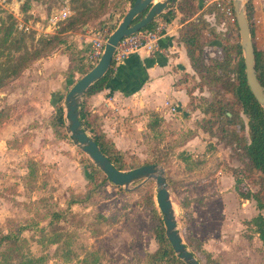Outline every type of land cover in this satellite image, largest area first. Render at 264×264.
I'll return each instance as SVG.
<instances>
[{
    "label": "rangeland",
    "instance_id": "1",
    "mask_svg": "<svg viewBox=\"0 0 264 264\" xmlns=\"http://www.w3.org/2000/svg\"><path fill=\"white\" fill-rule=\"evenodd\" d=\"M65 1L31 0L25 11L23 7L26 0H0V144H8L4 145L5 149H0V232L17 233L26 227L21 233L24 240L21 245L12 247L11 252L7 247L2 248L0 264H135L133 259L139 255L140 250L134 246V239L130 240V237L133 228L139 227L141 232H149L152 227L151 216L144 205L148 196H153L159 209L156 182L150 180L132 191L120 189L112 183L97 187L103 177H99L92 169L90 158L76 145L75 149H55L54 144L57 142L50 133L48 118L55 114L52 106L60 99L63 103L67 89L73 82H68L66 91H59L49 99L42 95V91L47 93L42 85L31 86V83L38 80L32 82L31 76L26 74L28 70L15 74L22 65L33 61L37 54L46 57L54 50H60L55 42L50 41L58 28L48 33L47 27L49 19L58 16ZM248 1L244 0V4ZM68 2L71 16L60 22L59 27L65 25L71 17L84 15L92 28L98 30L105 25L112 32L119 26L130 6V0ZM259 2L261 4L255 12L256 21V17L264 15V0ZM208 11L213 17L211 23L223 43L226 40L231 43L240 41L235 25L230 24L217 11L215 4ZM257 28L254 26L256 32L260 30ZM204 33L207 42L219 39L207 31ZM71 36L64 35L67 41L73 40ZM222 52L221 47L204 46L203 59L206 66L213 65V61ZM33 62L30 68L37 63ZM184 82L193 107L200 109L202 104L218 101L233 105L231 108L234 114H241L239 103L232 94L225 92L224 83H219L218 87L203 85L198 73L190 78L187 76ZM199 111L202 112L201 109ZM202 115L204 118H195L192 125L195 136L201 139H193L192 149H180L188 144L187 132L192 130L185 119L178 120L176 115L168 120L162 119L158 129L160 134L152 139L155 149H160L157 155L168 164L166 177L177 204L175 213L181 232L186 218L182 202L188 201L187 196L197 197L212 190L210 196L205 197L211 199L215 189L225 187L224 183L218 182L220 177L215 176L222 166L227 167V174H234V166L238 167V171L245 167V162L237 154V148L221 140L224 136L222 129L225 127L218 128L217 123L210 121L209 115ZM234 119L236 124L227 127L239 129L240 122L236 114ZM243 119L247 122L245 117ZM212 121H218V118L214 117ZM53 141L56 143L53 144ZM47 145L50 147L47 148ZM229 149H232L233 154L229 153ZM146 159L148 157L139 153L125 155L128 168L125 171L138 168L136 166ZM70 167L82 170V175L89 181L90 190L97 187L88 206L78 203L68 208V203L77 197L70 183L73 176L68 178L74 173L68 170ZM253 179H256L254 174L247 181V189L258 188L251 185L249 180ZM196 206L198 204L192 206L197 214L193 222L201 226L207 211ZM211 208L214 210L213 206ZM244 209L242 217L248 219L254 212L250 206ZM55 212L63 216L52 223ZM219 216L220 219L218 217L211 222L203 220L204 227L213 232L201 235L207 246L221 253L222 264H264V251L255 235L248 242L243 238V231H235L234 238L227 240L225 224L221 222H227L228 218L220 213ZM244 231L247 237L249 233H255L252 226Z\"/></svg>",
    "mask_w": 264,
    "mask_h": 264
},
{
    "label": "crops",
    "instance_id": "2",
    "mask_svg": "<svg viewBox=\"0 0 264 264\" xmlns=\"http://www.w3.org/2000/svg\"><path fill=\"white\" fill-rule=\"evenodd\" d=\"M155 1L164 2L166 0ZM177 1L172 8L176 11V16L173 21L168 23L167 33L161 41L164 52L162 54L151 55L145 51H141L131 55L124 64L115 67L112 80L103 91L88 97L85 96L83 99V104L85 103L92 114L98 117L100 128L107 139L125 155L139 153L146 158L150 149H155L154 145H152V139L159 136L160 131L158 129L161 126L162 119L168 120L172 115H176L178 120H186L189 128L192 130H188L187 132L188 139L186 143L188 144L180 149L183 151L192 149L193 139L197 138L196 140H201L200 136H195L192 125L195 118L201 120L204 117L199 108L193 107L186 85L182 82L184 77L187 78L189 76L190 78V76L196 74L183 37L186 31L191 29L192 24H197L202 22V20H206L214 28V24L211 23L213 22V17L210 11H208L212 6L214 7V4L209 0H199V11L192 17H186L183 13L176 10ZM252 1L254 6H256V10L261 3L259 0ZM256 18L261 21V24L257 25L259 27L257 29H260L258 32L254 30V43L264 51V15L261 14ZM155 20L156 22L165 21L160 16ZM94 31L96 29L92 28L91 25L84 26L78 32L71 31L66 35H73L71 36L73 40H69L67 43L70 46H75L85 55L89 50L90 42L94 39ZM204 34L202 35L204 36ZM66 49V47H61L60 50L53 51L48 56L41 58L26 72V74L31 76L30 80L32 82L38 80V82L31 83V86L42 85L47 91V93L42 91V95H46L49 99H52V95L59 91H66L65 88L69 85L68 82L70 80L67 79L65 73L70 69L71 61ZM80 78V75H76L73 84L67 90L69 91ZM167 102L178 106L179 112L177 114L170 113L166 107ZM61 105L65 110L64 101ZM55 107L56 105L52 106V111L54 112L56 111ZM155 121L159 122V126L152 128L150 124H153ZM50 133L53 136L52 138L57 142L53 141V144L56 143L54 144L55 149H75V144L71 139L58 140L51 126ZM4 145L0 144V149H5ZM48 147L50 146L47 145ZM229 153L233 154L232 149H229ZM233 169L237 170L238 167L234 166ZM62 170L60 169V171ZM68 170L74 172L68 177L71 178L73 176L70 181V183L72 182V191L77 196L84 194L89 181L84 177L85 175H82V170L79 167L76 169L70 167ZM65 172L67 171L65 170ZM215 176L220 177L218 182H222L225 184V187H229L226 189H224L225 187L219 190L215 189L211 199H206L205 197L210 196L209 192L212 190L197 197L186 195L188 200H190L189 210L191 212V219L188 225L192 236L202 243L203 248L222 260L223 256L221 253L216 248L207 246L206 240L201 235L206 232H213L211 231L212 229L209 231L207 227H204L203 220L204 222H211L218 217L220 219L219 213L224 214L228 220L227 222L222 221L221 224H225V238L227 240L234 238L235 231H243V238L246 241L251 242L254 239V235L255 239L260 241L257 233H249L250 235L247 237L246 231H244L248 228L247 224L259 214V211L253 200H245L240 197L236 189V177L232 172L227 174V167L225 165L220 168L218 175ZM197 204V208L200 206V209L203 208L204 211H207L206 217L201 221V226L193 222V217L197 216V214H195L192 206ZM211 205L214 207V210H211ZM246 206H250L254 213L248 219H243L242 215L245 212L244 207ZM214 213H218V215L216 216ZM234 222L236 223L235 225H233ZM226 223H229V225ZM130 232H132L131 229ZM133 239L135 243L133 245L140 251L144 250L148 253H154L158 249V243L152 234L151 228L149 232H141L139 227L133 228L130 240ZM260 243L263 249L262 242L260 241Z\"/></svg>",
    "mask_w": 264,
    "mask_h": 264
},
{
    "label": "trees",
    "instance_id": "3",
    "mask_svg": "<svg viewBox=\"0 0 264 264\" xmlns=\"http://www.w3.org/2000/svg\"><path fill=\"white\" fill-rule=\"evenodd\" d=\"M30 1L31 0H26V3L23 7L25 11L29 8ZM124 1L128 2L129 0ZM199 9V0L177 1L176 10L183 13L186 17H192L196 12L199 11ZM245 11L250 23L253 39V23L256 10L252 0H249L246 3ZM144 15L145 14L136 18L134 23H137ZM175 16L176 11L172 9L162 14L160 17H162L165 22L170 23L174 20ZM88 23L89 20L85 19L84 15H80V17H71L65 25L60 26L57 29L56 34L50 37V41L52 43L55 42L58 47L61 48L63 45H66V50L68 51L71 65L70 69L65 73V75L67 79L72 82L76 75H80V77H82L87 72L92 70L96 63L86 61L85 55H83V53L75 46H70L67 43L68 41L64 35L71 31H76L78 28H83L84 26L89 25ZM155 23L156 20H154L153 23L147 28L153 27ZM235 28L237 31H239L237 22L235 23ZM98 30L96 29V31ZM205 31L209 32L213 37H217L219 39H215L211 42L205 41V37L202 35ZM183 39L186 43L192 66L195 72L201 76L203 85L208 84L210 86L218 87L219 83H224L225 92L232 94L235 101L239 103V112H241V114H237V112L235 113L236 118L240 122L238 123L239 129L227 127H233L236 124L234 119L235 114L231 108L233 105L223 104L216 101L213 103L202 104L200 109L202 110V113L205 114V116H210L209 118L211 122L217 123L218 128H222L223 126L226 128L222 129L224 136L221 137V140L226 142L228 145H234L237 148L236 150L238 156L245 162L244 168L240 169L239 171H234V174L237 173L235 175L236 189L241 198L245 200H253L256 203V208L259 211V214L254 217L247 225L255 228V233L259 235V239L262 242L264 251V107L258 103L248 86L245 72L244 55L240 41L237 43H231L229 40H226L223 43V39L220 38V36L218 37L216 29L212 28L206 22V20H202V22L197 24H192L191 29L186 31ZM209 44L221 47V49H223L221 56L215 59L213 61L214 64L210 67L206 66L203 59L204 46ZM254 49L257 77L261 85L264 86V51L258 48L255 43ZM41 57V54H37L34 58L35 61H33L37 62ZM42 58H44V56ZM33 61H28L22 65L19 69H17L15 74L18 75L24 70L30 69V65ZM115 67L116 66L113 63L106 76L91 86L85 96L88 97L103 91L107 84H109L112 80ZM61 103L62 99H60V101L56 104L55 114L49 119V123L58 140L71 139L66 132L65 113ZM214 117L218 118V121H212ZM243 117L247 119V122L244 121ZM81 121L83 122L84 126L93 134L94 140L100 147L101 151L112 161L114 166L122 171L127 170L128 168L125 161V154L118 150L115 145L109 139H107L103 130L100 128L98 117L92 114L85 103L82 104ZM150 126L152 128L158 127L159 122L155 121L153 124H150ZM158 150L160 149H150L149 153L147 154L148 159L142 163H139L136 167L158 164L165 167L167 174V161L163 157H159V155H157L159 153ZM89 162L91 163V161ZM92 169L99 175V177H103L102 181H100L97 187H102L103 185L110 183L107 177L93 164ZM253 174L256 176V179L249 181L251 185L258 187L256 190L247 189L246 187V185H248V179H250ZM90 178L92 180L93 176ZM97 187H92L90 190L91 187L88 185L85 193L82 194L83 196L81 198H77L80 197L79 195L75 197V199H72V201L68 203V208L78 203H81L83 206H88L91 204L90 202L93 192ZM118 188L122 189L121 187ZM144 207L151 216V230L158 243V249L154 253H148L144 250L140 251L139 255L133 259L135 260V264H186L175 254L171 243L166 237V227L163 221V215L156 206L153 196H148ZM182 207L186 214L182 233L188 248L202 264H221L222 260L220 257H216L204 249L202 243L192 236L190 227L188 225L191 219V212L189 210L190 200L182 202ZM62 216L63 215L59 212L53 213L51 222L54 223L59 221L62 219ZM23 230H26V227H23V229H20L17 233L2 234L0 232V254L3 251V247L9 248L11 252L12 247H18L24 242V240L21 238V233Z\"/></svg>",
    "mask_w": 264,
    "mask_h": 264
},
{
    "label": "water",
    "instance_id": "4",
    "mask_svg": "<svg viewBox=\"0 0 264 264\" xmlns=\"http://www.w3.org/2000/svg\"><path fill=\"white\" fill-rule=\"evenodd\" d=\"M240 34V45L244 55L248 86L258 103L264 107V86L256 73L255 49L251 27L248 21L244 0H232ZM130 6L119 26L111 33L104 52L92 70L77 80L68 91L65 103L66 132L73 143L87 155L93 164L107 177L110 183L126 191L136 190L150 180L157 186V204L163 215L166 237L175 254L186 264H202L188 248L179 228L174 210L173 197L169 188L165 169L158 164L144 165L130 171H122L101 151L93 134L81 121L83 99L88 89L109 72L116 49L121 40L150 26L153 21L171 10L176 0L156 2L155 0H130ZM145 14L137 23L135 19ZM230 115V114H229ZM131 186H135L130 189Z\"/></svg>",
    "mask_w": 264,
    "mask_h": 264
},
{
    "label": "built area",
    "instance_id": "5",
    "mask_svg": "<svg viewBox=\"0 0 264 264\" xmlns=\"http://www.w3.org/2000/svg\"><path fill=\"white\" fill-rule=\"evenodd\" d=\"M215 4L216 9L224 15L225 19L232 25L237 22L232 0H209ZM71 16L70 6L68 0L65 1V5L60 10L58 16L51 17L48 22V33H52L55 29L59 28L60 22H63ZM261 24L260 20H255L253 26ZM168 30V23L163 21H157L151 28H145L130 36H127L121 40L116 52L114 54L113 63L116 67L124 64V62L133 54H137L141 51H145L151 55L162 54L164 49L161 41L166 35ZM112 31L110 28L104 26L98 31H94V39L90 42L88 52L85 54L86 61L92 63H98L100 60L105 44ZM166 107L172 114L179 112L178 106L169 102L166 103Z\"/></svg>",
    "mask_w": 264,
    "mask_h": 264
},
{
    "label": "bare ground",
    "instance_id": "6",
    "mask_svg": "<svg viewBox=\"0 0 264 264\" xmlns=\"http://www.w3.org/2000/svg\"><path fill=\"white\" fill-rule=\"evenodd\" d=\"M173 202H174V210H175V212H176V209H177V204H176V202L173 200Z\"/></svg>",
    "mask_w": 264,
    "mask_h": 264
}]
</instances>
